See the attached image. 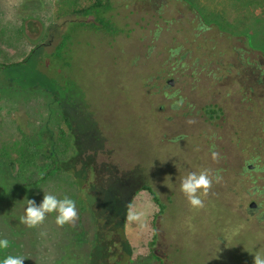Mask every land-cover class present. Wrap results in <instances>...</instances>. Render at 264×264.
Listing matches in <instances>:
<instances>
[{
	"label": "rangeland",
	"instance_id": "374dc122",
	"mask_svg": "<svg viewBox=\"0 0 264 264\" xmlns=\"http://www.w3.org/2000/svg\"><path fill=\"white\" fill-rule=\"evenodd\" d=\"M88 1L0 0V64L39 45L23 73L46 80L41 53L65 29L73 40L70 66L57 72L68 91L53 111L45 93L0 81V208L23 233L24 262L55 264L61 256L55 213L35 228L19 221L27 199L75 200L65 172L40 180L46 164L36 148L58 138L61 158L92 165L124 201L140 182L151 183L164 203L154 247L163 264H255L264 256V223L255 219L264 214V0H110L115 35L68 22L92 20L64 13ZM52 23L59 28L49 31ZM203 170L222 179L193 208L181 179ZM143 198L141 191L131 200L141 215L127 218L136 257L127 264H155L141 224L157 208ZM250 201L260 206L254 220L245 212Z\"/></svg>",
	"mask_w": 264,
	"mask_h": 264
},
{
	"label": "trees",
	"instance_id": "16d2710c",
	"mask_svg": "<svg viewBox=\"0 0 264 264\" xmlns=\"http://www.w3.org/2000/svg\"><path fill=\"white\" fill-rule=\"evenodd\" d=\"M111 7L110 0H89L88 4L78 8H68L64 13L92 19L88 22L74 20L68 22H76L86 29H102L110 35H115L120 31L118 25L111 15H106V11L110 10ZM58 28L59 26L54 23L47 27L49 31H55ZM70 34L71 32L65 29L63 33L58 35V42L41 53L39 64L42 67V73L46 75V80L28 70L26 71L27 74L23 73L25 72V65L33 62L32 55L35 54L36 48H40L38 45L21 61L0 64V81L13 89L38 90L45 93L51 98V105L53 106L51 110L53 111L61 102L60 96L68 91L61 88L60 77L57 72L70 66V51L73 44ZM42 48L41 45V50ZM5 70L10 75H4ZM63 121L70 129L69 118L64 115ZM67 136V132L60 130L59 137L61 140L65 138L63 141H66ZM58 142V138L55 141L50 140L48 147H46V142L41 140V145L36 148L41 163L46 164L42 170L41 183L55 177L60 172H65L76 185L74 201L76 202L77 218L71 223L59 226L58 250L61 251V256L55 264H120L122 262L127 264L136 258L133 244L127 236V217L132 205V198L141 191L144 192L143 202H149L157 208V210L148 212L147 218L141 224L146 228L142 232V236L147 239L146 252L153 263L163 264L164 258L154 252V247L157 237L156 221L163 212L164 203L160 200L151 183L147 180L140 182L128 200L124 201L114 189L99 182L100 180L95 177L96 172L92 165L87 167L81 165L76 168L73 164V154L61 158L56 149ZM2 211L4 210L0 208V237H5L12 242L8 249L9 254L24 255V249L21 246L23 245V238L21 237L23 233L21 231L16 233L12 229L9 223L10 219L8 220L7 217L5 219ZM45 249L46 247L41 245V256ZM25 256L29 258L30 254ZM23 264H37V262L26 261Z\"/></svg>",
	"mask_w": 264,
	"mask_h": 264
},
{
	"label": "clouds",
	"instance_id": "9594fccd",
	"mask_svg": "<svg viewBox=\"0 0 264 264\" xmlns=\"http://www.w3.org/2000/svg\"><path fill=\"white\" fill-rule=\"evenodd\" d=\"M216 153H213V158ZM213 179L219 183L222 177L217 173L210 178L208 170L200 171L199 173L190 172L181 179L180 190L186 197L190 206L193 208H202L204 206L201 196H206L213 182ZM24 214L19 217L21 224L29 228H35L44 222L47 214L55 213V223L58 226H63L66 223H71L77 218L76 202L68 196L58 198L52 194H44L42 201L37 205L33 199L26 200ZM140 213L133 212L131 209L128 212V220L134 221L140 219ZM44 235V233H41ZM12 242L0 237V264H23L27 258L24 255H12L8 253ZM255 264H264V256L255 255Z\"/></svg>",
	"mask_w": 264,
	"mask_h": 264
},
{
	"label": "flooded vegetation",
	"instance_id": "af4514ba",
	"mask_svg": "<svg viewBox=\"0 0 264 264\" xmlns=\"http://www.w3.org/2000/svg\"><path fill=\"white\" fill-rule=\"evenodd\" d=\"M168 80H171V82L169 83ZM168 80L166 81L167 85H172L173 84L172 79H168ZM250 167H251L250 165H247V168H250ZM244 202H246V200H244ZM259 207L260 206L257 205L254 201H250V202H248L247 207L245 208V212L248 215V217L251 216L252 220H254V218H255L254 215L257 212V210L259 209ZM255 219L257 222H263L264 223V214L256 217Z\"/></svg>",
	"mask_w": 264,
	"mask_h": 264
},
{
	"label": "water",
	"instance_id": "95a60500",
	"mask_svg": "<svg viewBox=\"0 0 264 264\" xmlns=\"http://www.w3.org/2000/svg\"><path fill=\"white\" fill-rule=\"evenodd\" d=\"M168 82L170 83V82H171V80H168Z\"/></svg>",
	"mask_w": 264,
	"mask_h": 264
}]
</instances>
